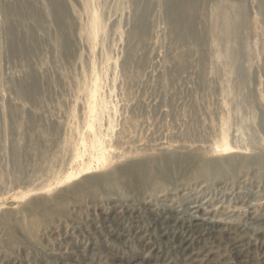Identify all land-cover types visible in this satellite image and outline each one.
<instances>
[{"label":"rangeland","instance_id":"374dc122","mask_svg":"<svg viewBox=\"0 0 264 264\" xmlns=\"http://www.w3.org/2000/svg\"><path fill=\"white\" fill-rule=\"evenodd\" d=\"M175 1L0 0V264H264V0Z\"/></svg>","mask_w":264,"mask_h":264},{"label":"bare ground","instance_id":"6f19581e","mask_svg":"<svg viewBox=\"0 0 264 264\" xmlns=\"http://www.w3.org/2000/svg\"><path fill=\"white\" fill-rule=\"evenodd\" d=\"M194 1L196 0H177L170 5V17L172 24L176 29L183 31L185 33H190L192 24L190 19L184 16L183 8L184 6L192 5ZM58 4L60 5L59 1ZM215 13L218 16V21L216 25L213 27L214 35L220 41H228L238 38L240 24H241L240 21L242 20L244 7L242 5H236V4L227 5L226 2L219 1V3H217L215 6ZM57 20L59 22H62V16H59ZM19 51L26 54V50L24 47L20 48ZM30 77H31L30 83L26 84L25 86L13 85L14 89L16 88V90L20 94H25V95L32 94L34 91L37 90L39 85L37 82L38 80L34 79L32 75H30ZM226 147H228V144L224 145V148Z\"/></svg>","mask_w":264,"mask_h":264}]
</instances>
